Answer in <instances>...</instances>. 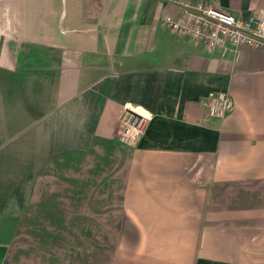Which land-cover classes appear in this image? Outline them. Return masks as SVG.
Masks as SVG:
<instances>
[{
    "label": "crops",
    "instance_id": "1",
    "mask_svg": "<svg viewBox=\"0 0 264 264\" xmlns=\"http://www.w3.org/2000/svg\"><path fill=\"white\" fill-rule=\"evenodd\" d=\"M193 1L240 19L264 9V0ZM178 16L167 0H0V136L19 110L32 165L25 188L13 179L0 191V264L23 192L30 200L60 156L121 148L126 112L146 126L129 147L112 264H264V208L207 211L213 184L264 179V52L210 53L166 27ZM210 93L228 94L233 111L208 117Z\"/></svg>",
    "mask_w": 264,
    "mask_h": 264
},
{
    "label": "trees",
    "instance_id": "2",
    "mask_svg": "<svg viewBox=\"0 0 264 264\" xmlns=\"http://www.w3.org/2000/svg\"><path fill=\"white\" fill-rule=\"evenodd\" d=\"M106 153L103 146L93 145L73 167L57 170L55 163L49 164L52 169L40 175L33 185L30 211L36 214L37 206L55 196L65 215V224L76 216L75 225L60 229L38 217L52 236L46 244L30 233L28 227L19 225L3 264H112L132 151L129 147H112L110 165H101L100 160ZM57 161L63 162V156ZM71 181L86 186V194L81 196L83 199L78 206L66 196L72 188ZM241 191H248L251 196L241 197ZM237 205L264 208V179L212 185L208 212ZM257 224L264 227V220Z\"/></svg>",
    "mask_w": 264,
    "mask_h": 264
},
{
    "label": "built area",
    "instance_id": "3",
    "mask_svg": "<svg viewBox=\"0 0 264 264\" xmlns=\"http://www.w3.org/2000/svg\"><path fill=\"white\" fill-rule=\"evenodd\" d=\"M167 1L178 8L179 16L176 19H166V27L195 44L204 45L208 52L219 51L224 56L230 52L235 53L239 46L264 52V9L240 19L221 12L204 1ZM201 105L208 117L213 119H223L234 108L233 101L226 93H210ZM120 124L125 127L121 141L130 147L143 134L146 120L136 113L126 112Z\"/></svg>",
    "mask_w": 264,
    "mask_h": 264
},
{
    "label": "rangeland",
    "instance_id": "4",
    "mask_svg": "<svg viewBox=\"0 0 264 264\" xmlns=\"http://www.w3.org/2000/svg\"><path fill=\"white\" fill-rule=\"evenodd\" d=\"M4 89H0V103L1 110L3 111V102L4 99L2 94L4 93ZM22 113L18 110H13V120L12 122L5 121V132L6 134H2L0 136V191H11L12 187L9 186V181L16 179L18 188H25L27 178L30 175V171L32 169V165H30V157L31 152L27 147V141L29 136L23 131L25 125L22 122L15 123L18 120H22ZM3 123V122H2ZM124 127V126H123ZM122 127V137L125 133V127ZM121 148L125 149L126 145L123 142H120ZM106 147V146H105ZM131 147V146H130ZM108 149V148H107ZM108 151V150H107ZM110 153H106V157L100 160L101 165H110ZM77 161H57V158L51 161L50 163H55L57 165L56 169L59 170L61 167L74 166ZM64 165V166H60ZM50 165H47L40 174H44L47 171L51 170ZM40 176V175H39ZM38 176V177H39ZM72 188L69 189L67 197H70L74 201V205L78 206L81 204L84 195L86 194V186L85 185H76V182L71 181ZM23 200L24 204L27 205L25 212L23 213L20 221V225L28 227V231L35 236H38L41 240L42 244L48 243V241L52 238V236L46 231L43 224L39 222L38 217H42L48 220L55 227L63 229L66 227H73L75 225V219L71 218L69 220L68 225L65 224V215L60 209L58 205V200L55 199V196L52 198H47L44 200L39 206H37L36 214L30 211V203L29 196L25 195V191L23 192ZM83 195V197H81Z\"/></svg>",
    "mask_w": 264,
    "mask_h": 264
}]
</instances>
